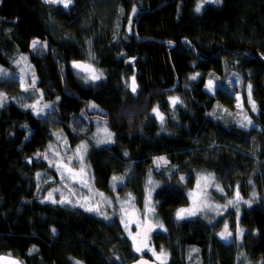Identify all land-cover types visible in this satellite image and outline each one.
Wrapping results in <instances>:
<instances>
[{"label":"trees","instance_id":"trees-1","mask_svg":"<svg viewBox=\"0 0 264 264\" xmlns=\"http://www.w3.org/2000/svg\"><path fill=\"white\" fill-rule=\"evenodd\" d=\"M199 2L73 0L65 8L0 0V63L14 74V61L25 56L36 87L53 104L36 115L33 94L17 99L19 77L0 79V93L14 96L0 98V255L22 264H132L138 258L119 221L42 200L38 175L54 170L40 154L62 133L71 144L88 141L93 184L109 194L113 177L126 178L116 191L130 189L155 156L166 157L173 169L170 176L156 171L164 186L155 193L165 230L152 243L169 252L167 264H187L190 247L200 264H264V125L212 117L216 105L235 110L229 85L242 92L257 75L261 112L250 116L255 124L264 119V0H221L197 13ZM33 40L40 42L35 49ZM74 60L89 62L102 78L85 83L87 74L71 68ZM233 71L238 78L230 84ZM202 74L218 79L215 94ZM173 97L180 103L173 106ZM98 123L114 133L108 146L89 144ZM203 171L226 192L237 191L241 208L213 222L177 219ZM237 224L239 240L221 238L226 225L234 233Z\"/></svg>","mask_w":264,"mask_h":264},{"label":"rangeland","instance_id":"rangeland-1","mask_svg":"<svg viewBox=\"0 0 264 264\" xmlns=\"http://www.w3.org/2000/svg\"><path fill=\"white\" fill-rule=\"evenodd\" d=\"M41 1L44 3L43 0ZM199 3H202L204 7L210 2L200 0ZM61 5L63 6V4ZM135 13L136 10L133 12V15ZM128 30L131 31L130 25ZM14 64L16 67V72H14V74L19 77L18 80L21 86L17 99L21 97L23 99V97L25 98L26 96L28 97L33 94L34 98L32 99L33 101L30 105H36V108L33 109L31 107L30 109L33 110L36 115L48 112L50 108H52L53 104H48L44 100L43 94H41L40 90L36 87L35 76L34 73H32L31 65L27 61V58L23 55H19L17 60L14 61ZM73 71L80 74L77 70ZM96 72L101 73L100 70L97 69ZM14 74L11 73L10 69H7L0 63V79H7L12 77ZM88 75L89 74L84 75V77H87ZM229 78L232 79L230 80V84H232L235 82V79L238 78V74L233 71L230 73ZM256 78L257 75L254 77L251 76L249 78V82L245 83L246 87L242 92L235 91L237 88L229 85L231 92L235 96V110L233 113L228 112L226 108L216 105L212 113V117L231 118L239 125L247 123V120H251L252 123L249 125L255 128L263 126L264 119L260 123L255 124L252 120V116H250L251 114L258 117L261 112V105L256 92V89L259 87ZM202 79L204 80L205 86L208 84L209 80L213 81V89L210 91L206 87V90L212 95L215 94L218 89V79L214 75L207 74H202ZM95 82L89 81V83ZM248 85L252 86L251 94L249 92ZM0 98L1 102H7L8 100L13 99L14 96L7 95L2 92L0 93ZM253 103L256 106L255 111L252 110ZM44 105H49L50 107L45 108ZM41 109L42 111H40ZM38 111L39 114H37ZM160 116L162 115L160 114ZM158 119L161 121L159 117ZM105 129L107 131H105ZM109 133L111 134L110 143H98L99 140H106ZM89 137H91L89 144L93 143L95 145L100 144L108 146L113 142L114 133L110 132L106 126L98 123L95 132L91 133ZM81 144L87 145V150L78 155L77 149ZM88 147V141H80L75 144H71L66 135H63L62 133L54 135L53 140L48 143L45 151L40 154L42 158L47 160L48 167L54 170V173L47 172L46 176L42 174L38 175L39 187L43 190L42 200H49L46 198L49 196V193H51L52 200L55 198L57 199L56 201L67 199L72 205L81 207L85 210L89 207L96 208L99 206V212H92H94L96 216L100 218L102 217L103 219L105 216L109 217V219H105L107 222H111L113 219L119 221L125 236L130 239L131 247L136 254V257L149 256L151 259H154L161 264V260L157 259L161 249L159 250L155 248L152 243V236L155 232H157V230H165L163 222L160 216H158L157 206L155 204V193L164 186L161 177L156 174V171L159 174H162V176H170L173 168L170 166L164 155L155 156L153 158L154 161L152 162V168L147 172L146 177L142 180L140 185L135 184V187L130 189L126 188L121 191H116V188L118 186L121 187V184L126 181L124 176H116L122 179L113 182L112 186L114 187V192L109 194L101 189L99 190L93 184V178L91 177L92 175L90 170L91 167L87 162ZM81 156L83 157L82 159ZM81 168L84 169L83 173H81ZM205 177L208 179L205 180ZM187 193L189 194V199L186 206L177 208L175 215L177 216V213L181 210L195 211L196 214L188 215L187 212H185L183 214V219L199 217L206 222H213L219 215L228 212L230 208L238 212L242 206L239 200L240 198H238L239 196L237 191H233L232 193L226 192L220 183L217 182L214 174L210 171L198 172L194 186L188 189ZM230 201L232 203H229ZM81 205H83V207ZM226 228L227 232L231 233V231H229V227L226 225L219 235L225 233ZM238 230H241V227L237 224L235 232L224 240H230L233 236L239 240L241 236L237 235ZM133 237H135V242ZM136 247H140L142 250L137 252L135 251ZM193 249L195 248H188L186 253L187 264H200L201 257L196 251H192ZM153 253L156 255H153ZM166 253L167 259L164 261V264H167L169 260V252L167 251ZM0 257L17 260L20 264H22L19 259L11 255H0ZM76 261L77 260L74 259L72 260V263L76 264ZM4 264H7V261H5ZM81 264L83 263L81 262Z\"/></svg>","mask_w":264,"mask_h":264},{"label":"snow or ice","instance_id":"snow-or-ice-1","mask_svg":"<svg viewBox=\"0 0 264 264\" xmlns=\"http://www.w3.org/2000/svg\"><path fill=\"white\" fill-rule=\"evenodd\" d=\"M43 2L44 3H60V4H63V6L65 8H68L69 5L73 2V0H43ZM206 2L219 4L221 2V0H206ZM202 7H203L202 3L197 4V7L195 8V11L197 13H199L201 11ZM133 11H135V9ZM38 45H40V42L38 40H33L32 47L35 49V48H37ZM43 47L46 48L47 45L45 44V45H43ZM73 67L80 68L81 70H85L86 68H90V66L81 65L78 62H74L73 63ZM102 76H103V73H97L94 69H92L90 71V74L87 77H84L83 79L85 80V83H88L89 81L95 82L97 80H100L102 78ZM196 78H197L196 76L191 77V79H196ZM134 85H135V80L133 78V87H132V91L133 92H135V90H136ZM206 87H207L208 90L211 91L213 89V81L209 80V82L206 85ZM248 88H249V92L251 94L252 86L248 85ZM57 99H59V97ZM170 100H171V103L173 104V106H175L176 104L180 103L179 98H176V97L170 98ZM31 107L35 109L36 105H31ZM44 107L47 108V107H50V106L49 105H44ZM93 107H95V106L93 105ZM252 110L253 111L256 110V106H255L254 103L252 104ZM40 111H42V109ZM153 112H155L157 114V116L161 119V121H163V117L160 116V114H159L157 109H153ZM37 114H39V111L37 112ZM251 123H252L251 120H247V124H251ZM246 126L247 125H241V127H246ZM105 131H107V130L105 129ZM110 142H111V134L110 133L108 134V138L106 140H99L98 141V143H110ZM86 150H87V145L81 144L79 146V148L77 149V154L80 155L82 152H84ZM82 158L83 157L81 156V159ZM161 159H163V158H161ZM83 171H84V169L81 168V173H83ZM121 179L122 178H120V177H113L114 181H119ZM204 179L207 180L208 178L205 177ZM46 199L51 200L52 203H61V204L70 203V201H68L67 199H62L60 201L52 200V194L51 193H49V196ZM229 203H232V202L230 201ZM81 206L83 207V205H81ZM86 211H97V212H99V206H97L96 208L89 207V208L86 209ZM185 212H187L188 215H195L196 214L195 211L181 210L180 212L177 213V219H183L184 218L183 214ZM104 219H109V217L105 216ZM52 231H53V233H55V229H53ZM231 235H232V233H228L227 232V228H226L225 233L221 234V238L222 239H227V237L231 236ZM237 235L238 236L243 235V231L242 230H238ZM133 240L135 242V237H133ZM34 250L35 249H33V251ZM141 250L142 249L140 247H136L135 248V251H137V252H140ZM192 251H197V250L193 249ZM153 255H156V254L153 253ZM117 259H119V257H117ZM157 259L161 260V264H164V261H166V259H167V253L164 252L163 250H161L159 256H157ZM5 261H7V264H20V262L17 261V260H13V259H10V258H5V257H0V264H4ZM76 264H81V262L80 261H76ZM141 264H144V262L141 261Z\"/></svg>","mask_w":264,"mask_h":264},{"label":"water","instance_id":"water-1","mask_svg":"<svg viewBox=\"0 0 264 264\" xmlns=\"http://www.w3.org/2000/svg\"><path fill=\"white\" fill-rule=\"evenodd\" d=\"M74 62H78L81 65L90 66V68H86L85 70H81L80 68H75V67H73ZM73 63H71V68L79 71L83 75L84 74H90V71L92 69L95 70V66H93L92 64H90L89 62L84 61V60L83 61L82 60H74ZM141 261H143L144 264H159L157 261H155L154 259H151L147 256L146 257H144V256L138 257L137 259H135V261L132 264H141Z\"/></svg>","mask_w":264,"mask_h":264}]
</instances>
